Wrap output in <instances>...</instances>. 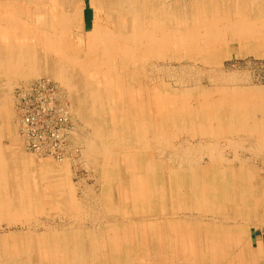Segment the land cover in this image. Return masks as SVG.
Masks as SVG:
<instances>
[{
  "label": "rangeland",
  "instance_id": "rangeland-1",
  "mask_svg": "<svg viewBox=\"0 0 264 264\" xmlns=\"http://www.w3.org/2000/svg\"><path fill=\"white\" fill-rule=\"evenodd\" d=\"M120 2L168 41L135 60L147 76L119 75L133 61L111 51L129 32L87 42L91 6L74 46H56L53 22H22L53 39L0 71V264H239L238 239L264 264V0Z\"/></svg>",
  "mask_w": 264,
  "mask_h": 264
},
{
  "label": "bare ground",
  "instance_id": "bare-ground-1",
  "mask_svg": "<svg viewBox=\"0 0 264 264\" xmlns=\"http://www.w3.org/2000/svg\"><path fill=\"white\" fill-rule=\"evenodd\" d=\"M120 1L121 0H100V1L98 0V3L96 5L93 3V1H89L88 5L85 4V5L76 6V5H73V0H40V3L38 5L34 2V0H23V3L21 2V0H1L0 1L1 3L0 4V14L1 15L4 14L5 16H0V20H2L4 23H12V25L15 22V25L8 26V27L0 26V53L5 61L4 63L2 62L0 63V71L8 75L10 71H13V70H16L17 72L24 70L25 68L24 64H27L26 60L29 59L31 55V52L28 51L30 49L29 45L33 44L34 46L38 47L41 51H43L45 54H47L46 45L48 44V41L53 38H51V36H48V35L41 36V34H44L45 31H42L41 34L39 32L37 34L33 32L32 33L25 32L24 30L25 24L22 22H25L26 24L30 23L31 25L33 22H34V25H36L37 23H39L40 25H42V23L51 25V23L53 22L54 26L56 27L55 31H59L63 29L62 33L66 32V34L62 35V37L58 33L55 34L54 43L56 44V46L60 44L59 41H61L62 45L66 44L69 46H74L77 42L75 43L74 36L72 33L73 31L72 28L74 26L77 27L79 24V22L77 24H74V19H79L80 21V19L82 18L84 7L91 6L95 12V20L93 21V24H92L93 27L91 26L92 30L88 29L89 31H87L86 33L85 39L87 40V42L94 43L98 46L100 44H103L104 46H106L105 48L107 49L108 45L113 46L114 44H118L119 38L120 36H122L124 32L126 31L129 32V35L125 36L128 39V43H127L128 47H122V45L120 44L119 48H115L114 51H111L115 54V57L119 60L125 59L126 53L129 51L130 59L131 61H133L130 66H134V67L129 66V68L127 69V67L125 66V71L124 72L120 71L119 75L121 76H123V74L124 76H126L127 74L134 75L136 74V72H134L133 70L136 71V68L138 70L137 72H143L142 71L143 68L140 67L139 64L137 65L138 61H135L138 59L139 55L145 57V59L152 57L153 55L152 51H155L158 48H161V49L165 48L168 45V41L164 38L159 39L156 36H152L151 35L152 33H147V34L142 35L141 34L142 32L139 31L140 30L139 24L136 23V20H137L136 15L133 16V10L136 5L131 4V6L130 5L127 6V3L120 2ZM19 2L22 3L23 6L20 5ZM27 4L28 6H26ZM22 9H24L26 12L31 11L33 12V14L32 13L29 14L27 19L24 20V18L21 16ZM104 10H108L109 14H111L110 16L104 17L105 21L103 20V17H102V14H104ZM77 12H78V15L75 16ZM125 13H127V16L131 15L130 17L131 19L133 17L134 22L131 20L132 21L131 25L133 26V29L131 28V31L128 30V28L131 26L128 24V22H126L127 20H126ZM15 18H17L16 21H14ZM201 19L204 20L203 18ZM43 29H46V28H43ZM135 31H136V34L137 32H140L139 35L137 34L138 39H139L137 42L133 41V39H135L136 37V36H133V33ZM160 35L163 37L161 33ZM92 40L95 42H92ZM16 46H23V48L20 49V51L22 52L21 54L14 53V50L12 48ZM8 47H10L11 49H8ZM74 48L75 47L70 49V52H64L60 50V48L57 49L58 50L56 51V54L58 55L57 57H59L60 60L62 61L65 59V55L66 56L70 55V60H71L72 54L75 51L73 50ZM34 50L36 51L37 48L34 47ZM75 53L77 55L79 54L77 53V51H75ZM34 56H36V52L33 53V57ZM33 57H31L32 60L34 59ZM67 59L69 60L68 56H67ZM117 63H118V60L116 64ZM32 72H34V70L31 68L28 73H32ZM142 74L144 76H147V74H145L144 72ZM57 76L61 78L60 74H57ZM123 96H125L124 93H123ZM123 96H122V101L124 99ZM140 98L141 97L138 98V97L131 95V98L129 101L132 103L131 105L133 106L134 104L138 105L137 100ZM142 99L143 98H141V100ZM183 114L185 113L183 112ZM186 114L189 115L190 113L188 112ZM161 115H165V113ZM163 139L166 140L165 138ZM109 157L110 156L108 155L104 156V161L106 163H110L111 159ZM183 235L185 236V234ZM57 236L58 235L55 233L52 236L54 240L56 239L55 241L58 240ZM251 237L253 236L251 235ZM7 240L8 239H3L2 241L4 242V245L6 246L10 244V242ZM244 243H247V242L244 241ZM37 245L39 246V244ZM245 246L246 245H244L242 248L241 241H239V239L236 240V248H238L239 250L238 253H240L238 256L239 264H242L240 263L239 259L245 258V254H244V250H246ZM214 248L218 250V247L216 245ZM246 252L247 254H249V257L247 258V264H256L254 260V254L250 253L249 249H247ZM226 261H227L226 264L235 263L234 257ZM212 262L213 264H217L218 262L217 254L215 255L213 254ZM220 263H222L221 260H219V264Z\"/></svg>",
  "mask_w": 264,
  "mask_h": 264
},
{
  "label": "crops",
  "instance_id": "crops-1",
  "mask_svg": "<svg viewBox=\"0 0 264 264\" xmlns=\"http://www.w3.org/2000/svg\"><path fill=\"white\" fill-rule=\"evenodd\" d=\"M263 243H264V242H263ZM263 243H262V244H263Z\"/></svg>",
  "mask_w": 264,
  "mask_h": 264
}]
</instances>
